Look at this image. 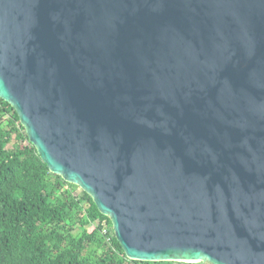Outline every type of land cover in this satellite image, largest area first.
<instances>
[{
    "label": "water",
    "instance_id": "95a60500",
    "mask_svg": "<svg viewBox=\"0 0 264 264\" xmlns=\"http://www.w3.org/2000/svg\"><path fill=\"white\" fill-rule=\"evenodd\" d=\"M0 100L129 261L264 264V0H0Z\"/></svg>",
    "mask_w": 264,
    "mask_h": 264
},
{
    "label": "trees",
    "instance_id": "16d2710c",
    "mask_svg": "<svg viewBox=\"0 0 264 264\" xmlns=\"http://www.w3.org/2000/svg\"><path fill=\"white\" fill-rule=\"evenodd\" d=\"M0 264L180 263L129 261L108 218L49 172L14 110L0 100Z\"/></svg>",
    "mask_w": 264,
    "mask_h": 264
},
{
    "label": "rangeland",
    "instance_id": "374dc122",
    "mask_svg": "<svg viewBox=\"0 0 264 264\" xmlns=\"http://www.w3.org/2000/svg\"><path fill=\"white\" fill-rule=\"evenodd\" d=\"M91 230V229H90Z\"/></svg>",
    "mask_w": 264,
    "mask_h": 264
}]
</instances>
